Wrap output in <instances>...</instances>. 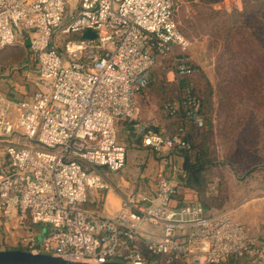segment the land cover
Wrapping results in <instances>:
<instances>
[{"label":"built area","instance_id":"obj_1","mask_svg":"<svg viewBox=\"0 0 264 264\" xmlns=\"http://www.w3.org/2000/svg\"><path fill=\"white\" fill-rule=\"evenodd\" d=\"M177 2L0 0V50L25 42L36 65L30 96L0 97V250L4 225L14 222L23 231L16 249L75 261L222 264L249 254L264 264V244L235 209L176 199L182 171L172 159V175L157 172L152 194L126 193L108 214L86 206L90 190L110 187L97 168L126 164L119 119L132 120L140 145L157 156L188 147L141 121L136 102L155 54L191 46L177 28ZM187 59L178 58V74L192 71ZM187 103L198 110V100ZM37 225L46 227L41 238Z\"/></svg>","mask_w":264,"mask_h":264},{"label":"rangeland","instance_id":"obj_2","mask_svg":"<svg viewBox=\"0 0 264 264\" xmlns=\"http://www.w3.org/2000/svg\"><path fill=\"white\" fill-rule=\"evenodd\" d=\"M221 1L213 7L208 0H178L175 11L180 33L188 40H201L204 43L201 53L202 61H206L203 79L206 78L211 92L202 78L203 85H199L206 96L210 93L209 112L212 118V131L206 144L208 158L212 160L207 178L213 180L212 188L218 191V196L227 198L226 205L215 208L218 210L226 208L227 204L229 207L240 201H251L255 194L260 193L254 190L255 183L264 180V48L255 44L254 52L250 51L254 56L247 53L237 59H228L229 55L222 48L227 43L238 42L240 52L251 48L237 36L231 35L232 39L223 43V39L216 34L223 16L217 7ZM30 60L25 42L0 50V69L18 71L24 76ZM155 70L160 72L159 68ZM142 99L147 105L143 111L147 118L164 124V114L158 107V100L145 95ZM139 119L146 122L141 117L140 108ZM118 123L116 128L121 138ZM134 153L137 156V150ZM181 162L180 156V166ZM131 167L137 172L142 169V163L135 159ZM122 169L125 175L127 167ZM234 207L237 209V206ZM35 228L37 231L42 228L38 237L41 238L46 227L37 225Z\"/></svg>","mask_w":264,"mask_h":264},{"label":"trees","instance_id":"obj_3","mask_svg":"<svg viewBox=\"0 0 264 264\" xmlns=\"http://www.w3.org/2000/svg\"><path fill=\"white\" fill-rule=\"evenodd\" d=\"M208 1L214 7L219 0ZM240 1V8L232 6L227 10L219 8L217 5L223 16L217 25L220 29L216 34L223 39V43H227L233 35L239 37L240 41L243 40V43L251 48L249 51L240 52L238 42H233L231 45L227 43L222 48L229 55L228 59H237L247 53L254 56L255 44L264 48V0ZM177 28L181 32L178 24ZM183 56L188 55L176 45H172L171 51L166 55L155 54V62L149 70L148 82L139 90L137 95H145L158 100V107L164 114V124L153 125L148 123L152 130L160 134L177 135L188 145L186 148L177 150L182 158L180 166L182 175L178 189L181 191V195H178L179 198L176 199L185 202L199 201L206 209L218 210L215 208L222 207L227 198L218 196V191L215 192L212 188L213 180L207 178L210 171L209 167L212 164V160L208 158L206 147L208 136L212 131V118L209 112L211 107L210 93L206 96L204 91H200L199 84L203 85L201 80L205 77L203 69L196 65L190 57L186 62L191 65L192 71L185 74L177 73V60ZM156 68H159L160 72L155 70ZM169 71L175 74L172 81H168L166 78ZM203 80L211 92L206 78ZM188 97L199 101V108L196 112L189 113L191 106L187 103ZM193 116L200 119V125ZM118 121L128 125L135 135L132 130V120L119 119ZM243 257H248L252 263V256L249 254L240 257L230 256L225 262L238 264L239 259ZM147 259L148 261L154 260L153 257H147Z\"/></svg>","mask_w":264,"mask_h":264},{"label":"crops","instance_id":"obj_4","mask_svg":"<svg viewBox=\"0 0 264 264\" xmlns=\"http://www.w3.org/2000/svg\"><path fill=\"white\" fill-rule=\"evenodd\" d=\"M240 5V0H224L220 6L228 10L232 6L240 8ZM203 48V41L193 40L187 51L190 59L202 69H204V64L206 62L202 61L203 56L201 53L204 51ZM174 76L175 74L172 71H169L166 75L168 81L174 80ZM35 90L36 65L32 62H29V68L24 76H21L18 71L0 69V97L13 100L27 98ZM142 96L143 95L136 96V102L140 108L141 117L149 124L161 125L159 121L157 122L154 119L147 118L146 114L143 112L147 105L142 99ZM118 127L121 133V138H119L117 132L118 139L126 146L127 150L125 164L127 170L125 175L122 173L123 169L117 172H109L103 167L97 168L98 173L109 183L110 187L104 191L90 190L86 203L88 208H98L99 211L105 214L114 212L120 204L121 197L126 193L141 192L147 195L152 194L155 189V174L160 172L171 176L172 172L168 164L169 159H172L178 164L180 162L178 153L171 152L169 154L157 156L149 149L142 147L138 138L133 135L129 126L125 123H118ZM135 150L138 152L137 156L134 153ZM135 159L140 160L142 163V169L137 170V172L135 169H131ZM255 184L254 190H259L261 196H258L260 193L255 194V198L251 201H240L238 204H230L229 207L231 206L230 208H233L237 206V209L234 207V209L237 210V219L250 229L252 234L257 237L259 243L264 244V180L262 182H256ZM178 195H181V191H178L175 197L179 198ZM229 207L227 204V208ZM4 228L3 238L6 240V249H16L14 246L19 235L23 234L22 229L16 226L14 222L5 223ZM222 264L228 263L223 262ZM238 264L252 263L248 257H243L239 259Z\"/></svg>","mask_w":264,"mask_h":264},{"label":"water","instance_id":"obj_5","mask_svg":"<svg viewBox=\"0 0 264 264\" xmlns=\"http://www.w3.org/2000/svg\"><path fill=\"white\" fill-rule=\"evenodd\" d=\"M82 37H93L92 31H85ZM0 264H123L118 261H107L91 263L85 261H75L60 256L45 253L31 252L22 249L0 250ZM151 264V263H144Z\"/></svg>","mask_w":264,"mask_h":264}]
</instances>
